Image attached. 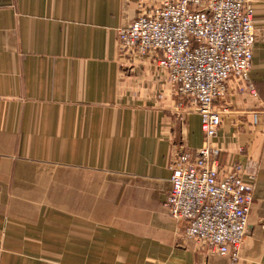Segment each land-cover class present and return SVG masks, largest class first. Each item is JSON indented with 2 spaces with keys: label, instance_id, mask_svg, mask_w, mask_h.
Listing matches in <instances>:
<instances>
[{
  "label": "crops",
  "instance_id": "obj_1",
  "mask_svg": "<svg viewBox=\"0 0 264 264\" xmlns=\"http://www.w3.org/2000/svg\"><path fill=\"white\" fill-rule=\"evenodd\" d=\"M164 0H0V264H264V0L249 79L216 101L218 164L254 185L237 262L164 206L200 115L118 29ZM254 88L255 93H251Z\"/></svg>",
  "mask_w": 264,
  "mask_h": 264
},
{
  "label": "built area",
  "instance_id": "obj_2",
  "mask_svg": "<svg viewBox=\"0 0 264 264\" xmlns=\"http://www.w3.org/2000/svg\"><path fill=\"white\" fill-rule=\"evenodd\" d=\"M254 22L250 0H164L143 6L136 21L118 29L120 50L158 56L180 97L179 107L189 100L201 118L203 145L175 154L164 206L173 218L186 222V238L234 262L248 233L254 185L242 164L226 171L218 164L213 144L223 112L216 101L231 77L249 79Z\"/></svg>",
  "mask_w": 264,
  "mask_h": 264
}]
</instances>
